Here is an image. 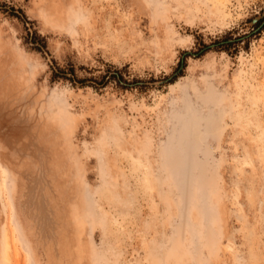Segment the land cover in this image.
I'll return each instance as SVG.
<instances>
[{
  "label": "rangeland",
  "instance_id": "obj_1",
  "mask_svg": "<svg viewBox=\"0 0 264 264\" xmlns=\"http://www.w3.org/2000/svg\"><path fill=\"white\" fill-rule=\"evenodd\" d=\"M0 264H264V0H0Z\"/></svg>",
  "mask_w": 264,
  "mask_h": 264
},
{
  "label": "bare ground",
  "instance_id": "obj_2",
  "mask_svg": "<svg viewBox=\"0 0 264 264\" xmlns=\"http://www.w3.org/2000/svg\"><path fill=\"white\" fill-rule=\"evenodd\" d=\"M150 181V179H148V182ZM6 254V253H5ZM10 254H8V256H9ZM7 263V262H6Z\"/></svg>",
  "mask_w": 264,
  "mask_h": 264
},
{
  "label": "trees",
  "instance_id": "obj_3",
  "mask_svg": "<svg viewBox=\"0 0 264 264\" xmlns=\"http://www.w3.org/2000/svg\"><path fill=\"white\" fill-rule=\"evenodd\" d=\"M205 46V45H204Z\"/></svg>",
  "mask_w": 264,
  "mask_h": 264
}]
</instances>
